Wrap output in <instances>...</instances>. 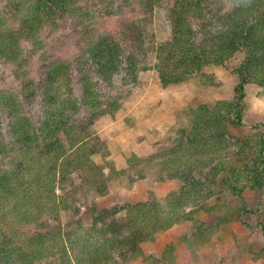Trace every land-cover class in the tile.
<instances>
[{"label": "trees", "instance_id": "obj_1", "mask_svg": "<svg viewBox=\"0 0 264 264\" xmlns=\"http://www.w3.org/2000/svg\"><path fill=\"white\" fill-rule=\"evenodd\" d=\"M156 9L171 29L162 43L147 29ZM237 57L231 100L185 110L179 142L114 168L91 127L119 111L140 72L168 88ZM0 66V264H123L178 224L190 225V252L229 223L249 226L242 194L264 193V134L232 131L246 87L264 88V0H0ZM150 175L179 187L164 203L96 208L112 180ZM84 212L88 225L62 223ZM144 262L176 264L173 248Z\"/></svg>", "mask_w": 264, "mask_h": 264}, {"label": "rangeland", "instance_id": "obj_2", "mask_svg": "<svg viewBox=\"0 0 264 264\" xmlns=\"http://www.w3.org/2000/svg\"><path fill=\"white\" fill-rule=\"evenodd\" d=\"M147 29L154 42L169 40L171 29L164 9L155 10ZM238 58L230 60L227 68H207L201 74L168 88L161 87L155 71L140 72L137 84L130 88L119 111L97 120L91 127V132L106 142L114 168H126V159L132 154L148 155L179 142L182 130L187 128L183 116L185 110L231 100L238 82L232 72L239 63ZM7 69L0 66V74ZM208 79H212L213 85H207ZM243 122V126L233 130L232 134H264V88L256 85L246 87ZM178 187L177 181L160 182L153 175L142 180L121 177L110 182L105 196H94L93 201L97 209H110L150 198L164 203L166 195ZM242 196L255 212L247 218L248 227L229 223L207 244L190 252L182 242V238L189 233L190 225L178 224L159 234L153 242L143 244L142 255L123 264H147L145 256L160 258L167 247L173 248L176 264H264V193L245 189ZM231 203L237 206L239 200L225 199L223 208L226 205L231 207ZM118 216H123V213ZM78 217L84 225L92 219V215L85 212L77 217L63 214L62 223ZM201 218L207 217L201 213Z\"/></svg>", "mask_w": 264, "mask_h": 264}]
</instances>
